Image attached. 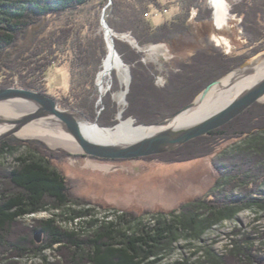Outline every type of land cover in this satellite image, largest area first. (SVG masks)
<instances>
[{
	"label": "trees",
	"instance_id": "obj_1",
	"mask_svg": "<svg viewBox=\"0 0 264 264\" xmlns=\"http://www.w3.org/2000/svg\"><path fill=\"white\" fill-rule=\"evenodd\" d=\"M91 1L0 0V88L11 87L18 79L22 88L47 92L43 81L48 71L57 62L58 66L68 63L71 84L66 94L57 95L60 107L77 110L91 121L98 117L102 127H114L118 124V109L110 96L100 115L96 107V82L107 49L103 37L93 39L84 28H93L95 21L84 26L67 22L52 28L57 20ZM177 4L179 13L159 26L153 25L149 17L153 8H163L161 0H102L97 11V17L105 11L109 26L117 33L130 32L139 45L165 43L174 53L187 50V56L177 65L178 71L161 88L140 61L141 54L116 38L115 46L124 62L139 67L132 69L129 107L124 112V118L133 117L137 124L152 125L174 116L207 86L264 51V0H242L233 7V12L243 18L244 31L252 44L235 48L230 54L199 41L198 33H206V21L212 17L202 0H177ZM189 38L199 41L194 49ZM227 136H244L247 140L216 164L220 176L206 195L183 201L170 211L130 209L115 214L111 221L85 220L76 229L59 226L58 214L38 221L32 228L19 222L25 216L81 201L64 170L57 167L68 153L58 154L30 144L32 154L18 158L20 164L12 171L0 172L4 185L0 188V254H7L6 259L39 258L42 264H55L48 262L45 253L58 245L65 264L163 263L179 242L193 246L214 227L235 220L243 211L264 210V104H254L209 136L178 150L138 158L185 163L208 156L214 144ZM22 143L26 141L5 139L0 142V153L10 152ZM37 232L43 234L41 243L35 240ZM234 235L239 236V230ZM235 236L223 254L212 247H198L191 254L192 258L198 256L196 260L178 259L170 264H264V247L249 244L246 236ZM260 236L264 239V231Z\"/></svg>",
	"mask_w": 264,
	"mask_h": 264
},
{
	"label": "rangeland",
	"instance_id": "obj_2",
	"mask_svg": "<svg viewBox=\"0 0 264 264\" xmlns=\"http://www.w3.org/2000/svg\"><path fill=\"white\" fill-rule=\"evenodd\" d=\"M101 1L102 0H92L88 6L73 13H69L63 18L57 20L52 25V28L64 26L67 22L77 23L80 26H84L85 24H89L90 20H94L95 23L93 28L87 26H84V28L93 39L103 37L107 49L105 32L101 30L103 11L100 16L97 17V11L99 10ZM202 1L203 6L211 10L212 17L211 20L206 21L208 22L207 24H209V26L206 25V33H198V36L201 37L199 39L200 42H208L209 45L218 47L226 54H230L235 48L250 46L252 44L250 35L244 31L242 24L243 18L233 12V7L239 5L242 0H227L230 10V19L228 24L221 29L216 26L214 10L210 0ZM161 3L163 8H153L149 17L150 21L155 26H159L166 21L172 20L179 13L177 0H161ZM110 4L111 3L107 4L106 8L110 6ZM108 16L110 17V15ZM195 16L196 9H193L191 18L194 19ZM117 34L129 35L130 32ZM130 36L132 35L130 34ZM117 39L129 44L137 53L141 54L140 61L145 67H148L152 76L155 77V84L161 88L167 86L171 74L178 71V63L183 61L187 56V54H185L187 52L186 49L181 53H174L170 46L165 43L139 45L134 39L139 47L148 49L152 46H158L161 48L159 52L151 54L147 50L139 49L138 46H135L133 43L125 41L120 37H117ZM194 40L195 38H189L190 42H193ZM198 42L197 40L193 42V49L194 46H197L195 43ZM199 45L201 44L199 43ZM261 54H264V51L250 59ZM57 63L48 71L47 78L43 81L47 91L46 93L56 99H58V94H66L69 91L71 84L70 65L65 63L62 66H58ZM125 64L130 68L131 74L129 86L131 90V84L133 81L132 69H138L139 67L137 64ZM106 86V95H104L102 101H99L101 92L97 85L98 94L96 97V107L98 108V115H100L104 109V101L108 96H110L112 101L116 104L118 113L124 109L126 110L129 107L128 95L130 90L129 93H126L125 95V103L120 105L115 97H117L119 93L126 92L128 87L122 85L116 71L107 78ZM11 87L22 88L19 86L18 79H16ZM200 94H198L195 99ZM257 103L264 104V101ZM122 119H132L137 126H148L137 124L136 119L133 117L124 118V113L122 118H120V121L118 120V124ZM11 137L26 141V143L18 144L10 152L0 153V172L12 171L20 164V162L17 161L18 158L32 154L30 144H33L32 147L36 145L39 147L45 146L48 150L58 154L61 152L68 153L65 161L63 163H57V167L64 170L66 176L73 184L74 192L81 201L67 204L58 209L50 208L49 210L32 217L27 216L19 219V222L24 227L32 228L38 221L52 218L55 214H58L57 224L66 229H76V225L85 220L93 221L98 219L111 221L116 218L115 214L119 215L122 214V211L124 212L125 210L130 209H136L141 212L144 210H150L152 212L157 210L170 211L178 207L183 201L193 199L197 196L206 195L209 193L210 189L214 187L220 176L216 164H220L221 159L225 155L232 152L235 148L243 146L247 140L244 136H237L234 138H229L227 136L214 144L213 150L208 156L185 163H166L158 160L145 159H128L126 161L101 160L95 157L84 156L79 153L80 151L73 152L63 146L54 147L42 138H23L19 133ZM0 188H4L3 180L1 178ZM77 214H80V218H78ZM72 217H75L73 221L70 219ZM238 230L240 235L236 237L234 232ZM263 231L264 210H245L240 213L235 220L225 221L222 225L214 227L201 241L194 242L193 246H187L185 241L179 242L176 246L175 252L161 264H170L174 260L185 258H191V260L194 261L198 256L192 258L191 254L198 247H212L218 254H223L230 244V239L234 236L237 239L246 236L249 244H253L256 248H261L264 247V239L260 236ZM58 248L59 246L56 245L53 250L46 251L45 255L48 262L65 264L62 256L58 253ZM201 254L202 252L199 255ZM7 256V254H0V264H9L14 261L20 262V264L43 263L39 258L25 260L18 257H12L6 259L5 257Z\"/></svg>",
	"mask_w": 264,
	"mask_h": 264
},
{
	"label": "water",
	"instance_id": "obj_3",
	"mask_svg": "<svg viewBox=\"0 0 264 264\" xmlns=\"http://www.w3.org/2000/svg\"><path fill=\"white\" fill-rule=\"evenodd\" d=\"M101 25L105 27L107 33L112 32L113 29L106 20L105 11L102 14ZM114 51L115 54H118L115 45ZM263 64L264 54H261L253 59H249L229 74H234L235 80L241 81L247 77L258 75L263 68ZM225 77L207 86L192 103L174 116L149 126L163 127L161 130L126 144H104L93 141L85 135L84 127L88 123L100 126L97 120L98 117L94 122H91L84 114L77 110L62 109L57 99L46 92L17 87L0 88V102L20 100L35 106L33 111L17 116L0 114V125L8 127L7 130L0 133V142L8 137L17 135L31 123L46 120L74 138L81 149L79 153L84 156L95 157L101 160H128L171 152L198 137L208 136L212 131L231 122L255 103L264 101V76H262L259 80L241 91L231 103L212 115L186 126H169V122L172 119L182 112L194 108L197 99L205 97L211 88L219 84ZM129 90L130 86L127 88L126 93H129ZM103 97L104 95L100 93L99 101H102ZM124 111L125 109L118 113L117 119L119 121ZM42 237L43 234L37 232L35 234L36 242L41 243Z\"/></svg>",
	"mask_w": 264,
	"mask_h": 264
},
{
	"label": "bare ground",
	"instance_id": "obj_4",
	"mask_svg": "<svg viewBox=\"0 0 264 264\" xmlns=\"http://www.w3.org/2000/svg\"><path fill=\"white\" fill-rule=\"evenodd\" d=\"M210 2L214 10V20L217 28H224L230 19V10L227 0H210ZM101 30L105 32V38L107 41V55L103 61L102 70L98 75L97 84L100 92L103 95H106V80L114 71L117 72L122 85L129 87L130 84V68L125 64L121 56L118 55L119 53L115 54L114 51L115 38L120 37L125 41L133 43L135 46L139 47V45H137V42L132 36H130V34H117L113 30L112 32L107 33L104 26L101 27ZM139 49H145L149 53L153 54L159 52L161 48L158 46H152L148 49L142 47H139ZM262 76H264V64L258 75L247 77L241 81L235 80L234 74H229L224 79H222L219 84L213 86L205 97H199L194 108L184 111L172 119L169 122V126H186L212 115L231 103L241 91H243L248 85L259 80ZM125 95L126 92H122L121 94L119 93L117 97H115L120 105L125 103ZM34 109L35 106L31 103L20 100L0 102L1 115L17 116L22 113L33 111ZM149 126L150 125L137 126L132 119H122L118 125L109 128H103L101 126H95L88 123L84 127V133L87 137L99 143L126 144L151 135L163 128ZM7 128L8 127L6 126L0 125V133L7 130ZM19 135L23 138H42L48 141L54 147L63 146L73 152H78L81 150L74 138L46 120H40L31 123L22 129L19 132ZM37 214H32L28 217H32Z\"/></svg>",
	"mask_w": 264,
	"mask_h": 264
}]
</instances>
